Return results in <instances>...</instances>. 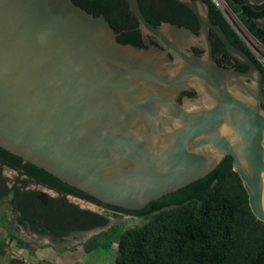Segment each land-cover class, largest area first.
I'll return each instance as SVG.
<instances>
[{
    "label": "water",
    "instance_id": "1",
    "mask_svg": "<svg viewBox=\"0 0 264 264\" xmlns=\"http://www.w3.org/2000/svg\"><path fill=\"white\" fill-rule=\"evenodd\" d=\"M126 3L142 35L159 46L119 43L104 14L73 0H0V149L102 205L131 212L205 178L230 156L253 215L264 222L263 72L211 23L203 0H181L199 34L168 22L154 26L138 0ZM209 29L249 67L247 78L257 76L254 88L213 63ZM201 37L207 61L183 53ZM170 52L183 62H172ZM190 85L204 98L178 105Z\"/></svg>",
    "mask_w": 264,
    "mask_h": 264
},
{
    "label": "trees",
    "instance_id": "2",
    "mask_svg": "<svg viewBox=\"0 0 264 264\" xmlns=\"http://www.w3.org/2000/svg\"><path fill=\"white\" fill-rule=\"evenodd\" d=\"M73 1L94 16L104 14L115 32L120 34L117 37L119 43L128 44L139 39L138 33L129 31L136 21L131 25L125 22L128 15L126 0ZM206 1L225 33L249 52L222 13L210 0ZM224 1L264 48V25L259 24V20L264 19V3ZM256 63L263 69L259 61ZM3 167L17 170V176L8 179L2 174ZM30 183L54 189L58 196H46L47 204L44 205L37 198L39 192L26 189ZM67 194L92 202L105 211L98 214L81 209L68 202ZM1 201H7L17 225L47 235L52 241H63V237L72 233L104 228L109 224V218L118 220L80 244L85 254H92L97 249L107 250L111 247V238L120 231L115 259L110 264H264V222L253 215L247 192L233 171L230 156L205 178L151 202L141 211L131 212L102 205L0 149ZM126 215L133 216L136 221H123ZM0 226L5 233L3 238L0 237V257H8L12 247H30V243L10 231L7 213L2 215ZM10 264L25 262L10 256Z\"/></svg>",
    "mask_w": 264,
    "mask_h": 264
},
{
    "label": "flooded vegetation",
    "instance_id": "3",
    "mask_svg": "<svg viewBox=\"0 0 264 264\" xmlns=\"http://www.w3.org/2000/svg\"><path fill=\"white\" fill-rule=\"evenodd\" d=\"M138 2H139V7H140L143 15L154 26H160L163 23H167V22L172 23V24H176V25H178V23H179L180 26H184V27L190 29L191 31H193L195 34H199V24H198V21H197L195 15L191 12L190 9H188L183 3H181V0H138ZM203 2L205 3V8H207V10H208V17H209L211 23L213 25L219 26L222 29V27L217 22L216 18L213 17V15L211 13L210 5L207 3L206 0H203ZM181 6H183V7H181ZM134 20L136 21L135 17L128 10V15L126 16L125 22L127 24L131 25V24H134ZM259 24L264 25V24H262V20H259ZM129 31H134V32L138 33L139 39L135 40L134 42H130L128 44H130L136 48H139V49H146L147 45L159 46L158 40L154 36L149 35V34L142 35L140 29L138 28L137 21H136L135 27L130 29ZM117 34H118V36L120 35L119 33H117ZM227 38L229 39V42L232 45H234L237 49L243 51L246 55H248L251 58V60L255 63V65L264 74L263 69L256 63V60L258 61V59L253 55V53L250 51V49L247 47V45L245 43L244 44L246 45V47L248 48L250 53L247 52L246 48H243L241 45H239L234 39L230 38L228 35H227ZM208 42L210 44V58L215 65H217L221 68H224V69L233 70V71L243 75L242 77H240V80H241L242 85L246 86L247 89L255 87V84L257 81V76L255 74H253V75L251 74L252 78L246 77V74L249 71V67L246 64L239 62L237 59L232 57L226 51L225 45L223 44L221 39L218 37V35L212 29H209ZM207 46H208V44H207L206 40L203 37H201L189 49H184L183 53L188 54V53L192 52L198 59H200L202 61H207V58H208V49H207L208 47ZM168 55H169V58L172 62H183L182 59L180 57H178L173 52L168 53ZM253 57H255L256 60ZM263 81H264V78H263ZM263 81H262V87H263ZM263 91H264V87H263ZM233 93H237V91L235 90V91H233ZM238 95L243 99L247 98L245 93L244 94L240 93ZM204 96L205 95L199 89L198 86L190 85L188 88L182 90L177 95V97L175 98V101L180 106L193 105V104H196V103L202 101V98H204ZM262 109L264 110V107H262ZM225 157H227V156H225ZM5 169L14 172L17 176V170H12V169H9L6 167L2 168V174H3V170H5ZM30 184H35V183H30ZM37 185H39V184H37ZM40 186H43V185H40ZM44 187L51 190L53 193H55L56 196H58L57 191H55L54 189H50L46 186H44ZM40 193L41 192H39V194ZM65 197L68 200V202H70L74 205H77L76 204L77 202H84L85 204L91 205L93 207H98L97 205H95L92 202L86 201L84 199H80V198H78L74 195H71V194H67ZM37 198H38V196H37ZM38 199L40 201H42V203L44 205L47 204L46 196L44 199H40V198H38ZM81 209H83V208H81ZM87 210L98 213L92 209H87ZM14 221H15V219H14ZM14 223L17 224L16 222H14ZM11 225H13V223ZM19 227L26 230V232H28L30 235H35L41 239L47 238L50 242L55 243V244H60L64 241L68 240L74 234L86 233V232L72 233V234H69V235L63 237V241H59V240L52 241L49 236L40 235L38 233H35V232L31 231L29 227H22V226H19Z\"/></svg>",
    "mask_w": 264,
    "mask_h": 264
},
{
    "label": "rangeland",
    "instance_id": "4",
    "mask_svg": "<svg viewBox=\"0 0 264 264\" xmlns=\"http://www.w3.org/2000/svg\"><path fill=\"white\" fill-rule=\"evenodd\" d=\"M226 21L228 20L231 24L232 29L237 33L241 40L247 45L253 55L258 59L264 58L262 53H264V48L260 43H258L252 36L253 41L248 42L242 34L239 32L235 24L231 19L226 16ZM262 24H264V19H262ZM3 174L10 180H13L16 174L10 170H3ZM28 190H34L37 192L44 193L45 196L55 197V193L51 190L40 186L37 184H29L27 187ZM80 208L83 209H95L93 206L85 204L81 205L76 203ZM4 213L8 214L10 220L9 229L13 232L18 238L30 243L28 248H16L12 247L8 250V257H0V264H10V256L17 257L25 262V264H37L39 262H47L50 264H110L114 261L117 249L118 236L121 234L119 231L114 238H111V247L107 250L97 249L92 254H85L80 247V244L83 243L88 235V232L83 234H74L68 240L55 244L50 242L47 238L41 239L35 235H30L26 230L19 227L14 222V217L10 212L7 201L0 202V222L2 221V215ZM123 221H136L135 218H130L126 215L123 217ZM118 220L114 218L109 219V226L116 224ZM13 223V225H11ZM108 226V227H109ZM1 229V226H0ZM2 230V229H1ZM103 231V230H101ZM94 231V232H101ZM93 232V233H94ZM3 231L0 233L2 236Z\"/></svg>",
    "mask_w": 264,
    "mask_h": 264
},
{
    "label": "built area",
    "instance_id": "5",
    "mask_svg": "<svg viewBox=\"0 0 264 264\" xmlns=\"http://www.w3.org/2000/svg\"><path fill=\"white\" fill-rule=\"evenodd\" d=\"M214 6L219 9L220 11H222L224 13L225 16H227V13L225 11V4H224V1L223 0H210ZM263 57H264V53H262ZM260 62V64L262 65L263 69H264V58L258 60ZM77 203H80L81 205H85L84 202H77ZM95 209H92V210H95L96 212H98L99 214H102L105 209L102 208V207H94ZM91 209V208H90ZM130 216V215H128ZM125 217V216H124ZM130 218H134L133 216H130Z\"/></svg>",
    "mask_w": 264,
    "mask_h": 264
},
{
    "label": "bare ground",
    "instance_id": "6",
    "mask_svg": "<svg viewBox=\"0 0 264 264\" xmlns=\"http://www.w3.org/2000/svg\"><path fill=\"white\" fill-rule=\"evenodd\" d=\"M225 11L227 13V16L231 19V21L235 24L239 32L242 34V36L248 41L252 42L253 38L251 35L247 32V30L239 23V21L235 18V16L231 13V11L225 6Z\"/></svg>",
    "mask_w": 264,
    "mask_h": 264
},
{
    "label": "crops",
    "instance_id": "7",
    "mask_svg": "<svg viewBox=\"0 0 264 264\" xmlns=\"http://www.w3.org/2000/svg\"><path fill=\"white\" fill-rule=\"evenodd\" d=\"M1 231H2V230L0 229V233H1ZM2 236H3V237L5 236V233H4V232H3Z\"/></svg>",
    "mask_w": 264,
    "mask_h": 264
}]
</instances>
